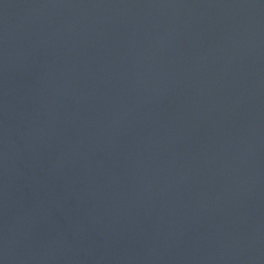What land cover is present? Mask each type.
Masks as SVG:
<instances>
[{
  "label": "water",
  "instance_id": "water-1",
  "mask_svg": "<svg viewBox=\"0 0 264 264\" xmlns=\"http://www.w3.org/2000/svg\"><path fill=\"white\" fill-rule=\"evenodd\" d=\"M0 264H264V0H0Z\"/></svg>",
  "mask_w": 264,
  "mask_h": 264
}]
</instances>
